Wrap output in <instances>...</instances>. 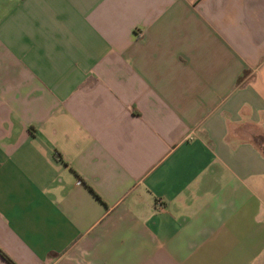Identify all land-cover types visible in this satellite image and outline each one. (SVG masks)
Segmentation results:
<instances>
[{"label":"crops","instance_id":"crops-1","mask_svg":"<svg viewBox=\"0 0 264 264\" xmlns=\"http://www.w3.org/2000/svg\"><path fill=\"white\" fill-rule=\"evenodd\" d=\"M0 250L264 264V0H0Z\"/></svg>","mask_w":264,"mask_h":264},{"label":"trees","instance_id":"trees-1","mask_svg":"<svg viewBox=\"0 0 264 264\" xmlns=\"http://www.w3.org/2000/svg\"><path fill=\"white\" fill-rule=\"evenodd\" d=\"M0 257L8 264H15L11 259H9L1 250Z\"/></svg>","mask_w":264,"mask_h":264}]
</instances>
